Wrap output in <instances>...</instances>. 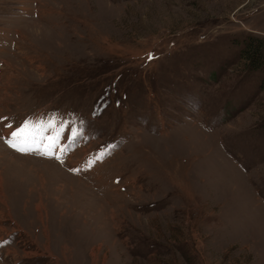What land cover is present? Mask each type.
Wrapping results in <instances>:
<instances>
[{"label": "rangeland", "instance_id": "1", "mask_svg": "<svg viewBox=\"0 0 264 264\" xmlns=\"http://www.w3.org/2000/svg\"><path fill=\"white\" fill-rule=\"evenodd\" d=\"M253 38L264 0H0V264H264Z\"/></svg>", "mask_w": 264, "mask_h": 264}, {"label": "snow or ice", "instance_id": "2", "mask_svg": "<svg viewBox=\"0 0 264 264\" xmlns=\"http://www.w3.org/2000/svg\"><path fill=\"white\" fill-rule=\"evenodd\" d=\"M3 119V118H0ZM52 123L49 122L48 127H52ZM42 132L39 129H34L29 131V122L25 121L24 124L17 128L15 131H11L9 134V138L6 140V143L14 148L17 149V144L14 142L16 140H19L22 136H26L27 139H30L32 143H38L37 137L41 135ZM75 135V134H74ZM60 133L57 131L56 136L51 137L50 140L53 144L59 139ZM17 150L22 152H29V151H37L38 149H32V148H18ZM45 155H48L47 152L44 153ZM73 171H77L76 169H73Z\"/></svg>", "mask_w": 264, "mask_h": 264}, {"label": "trees", "instance_id": "3", "mask_svg": "<svg viewBox=\"0 0 264 264\" xmlns=\"http://www.w3.org/2000/svg\"><path fill=\"white\" fill-rule=\"evenodd\" d=\"M241 55L248 67L252 69L264 68V40L260 38L249 39L246 41Z\"/></svg>", "mask_w": 264, "mask_h": 264}, {"label": "bare ground", "instance_id": "4", "mask_svg": "<svg viewBox=\"0 0 264 264\" xmlns=\"http://www.w3.org/2000/svg\"><path fill=\"white\" fill-rule=\"evenodd\" d=\"M49 170V169H48Z\"/></svg>", "mask_w": 264, "mask_h": 264}]
</instances>
